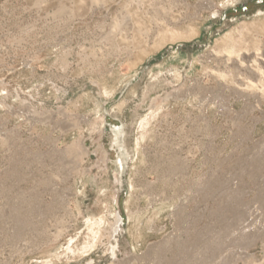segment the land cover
I'll return each mask as SVG.
<instances>
[{
	"label": "rangeland",
	"instance_id": "rangeland-1",
	"mask_svg": "<svg viewBox=\"0 0 264 264\" xmlns=\"http://www.w3.org/2000/svg\"><path fill=\"white\" fill-rule=\"evenodd\" d=\"M207 1L0 0V264H264V0Z\"/></svg>",
	"mask_w": 264,
	"mask_h": 264
},
{
	"label": "bare ground",
	"instance_id": "bare-ground-1",
	"mask_svg": "<svg viewBox=\"0 0 264 264\" xmlns=\"http://www.w3.org/2000/svg\"><path fill=\"white\" fill-rule=\"evenodd\" d=\"M211 2H212V0H209L205 4H198L197 8L198 9H209V8H211ZM212 4H213V2H212Z\"/></svg>",
	"mask_w": 264,
	"mask_h": 264
}]
</instances>
